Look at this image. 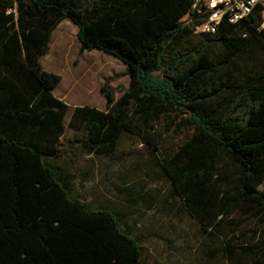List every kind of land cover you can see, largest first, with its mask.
I'll list each match as a JSON object with an SVG mask.
<instances>
[{
	"label": "trees",
	"instance_id": "16d2710c",
	"mask_svg": "<svg viewBox=\"0 0 264 264\" xmlns=\"http://www.w3.org/2000/svg\"><path fill=\"white\" fill-rule=\"evenodd\" d=\"M193 0H0V264H138L137 239L105 208L68 192L49 161L66 105L50 90L60 76L41 68L53 28L76 27L81 49L121 61V96L101 85L106 111L74 106L67 125L82 146L108 156L122 131L141 137L189 214L207 234L231 222L228 264H264V6L215 32L179 20ZM195 23L199 19L194 20ZM186 128L161 152L155 122ZM224 236H227L224 233Z\"/></svg>",
	"mask_w": 264,
	"mask_h": 264
},
{
	"label": "rangeland",
	"instance_id": "374dc122",
	"mask_svg": "<svg viewBox=\"0 0 264 264\" xmlns=\"http://www.w3.org/2000/svg\"><path fill=\"white\" fill-rule=\"evenodd\" d=\"M43 67L54 70L60 81L54 93L66 105L63 132L50 162L57 174L65 178L68 192L85 202L88 208H105L119 220L120 228L135 237L140 247L138 264H228L224 247L238 244L227 234L231 222L249 220L241 225L250 229L256 219L250 212H236L220 218L219 230L207 234L173 193L171 182L158 165L159 153L135 133L122 131L114 150L108 155L87 151L81 144L84 127H68L74 106H90L106 111L100 90L105 85L114 99L127 86L125 65L102 51L81 49L76 27L64 18L53 28L48 49L41 59ZM161 152L185 139L187 129L172 124L164 130V121L155 122ZM264 190V181L257 187ZM226 233L227 236H224Z\"/></svg>",
	"mask_w": 264,
	"mask_h": 264
},
{
	"label": "built area",
	"instance_id": "2783aa9c",
	"mask_svg": "<svg viewBox=\"0 0 264 264\" xmlns=\"http://www.w3.org/2000/svg\"><path fill=\"white\" fill-rule=\"evenodd\" d=\"M263 0H193L191 9L193 16L186 13L179 21L186 23L194 33H213L221 19L229 23H237L247 16L250 9ZM259 27L264 29V6L260 12ZM199 19L195 23L194 20Z\"/></svg>",
	"mask_w": 264,
	"mask_h": 264
},
{
	"label": "crops",
	"instance_id": "0c3cea01",
	"mask_svg": "<svg viewBox=\"0 0 264 264\" xmlns=\"http://www.w3.org/2000/svg\"><path fill=\"white\" fill-rule=\"evenodd\" d=\"M96 50H97V49H96ZM43 57H44V55H42V56L39 58V63H40L41 68L44 69V70H46V71H49V72H53V73H55L54 70L42 66V64H41V59H42ZM59 81H60V80H59ZM58 83H59V82H58ZM58 83L55 85V87H54L53 89L50 90V93H51V95H52L54 98H56L57 100L62 101V100H61V99H60V98L54 93V91H55L56 86L58 85ZM62 102H63V101H62ZM63 103H64V102H63ZM64 180L66 181L65 178H64Z\"/></svg>",
	"mask_w": 264,
	"mask_h": 264
}]
</instances>
